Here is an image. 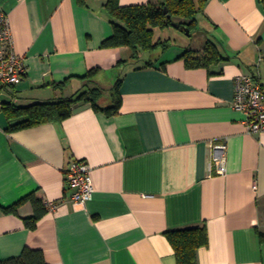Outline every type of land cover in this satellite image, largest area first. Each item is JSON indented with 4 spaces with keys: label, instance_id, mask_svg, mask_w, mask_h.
<instances>
[{
    "label": "crops",
    "instance_id": "crops-1",
    "mask_svg": "<svg viewBox=\"0 0 264 264\" xmlns=\"http://www.w3.org/2000/svg\"><path fill=\"white\" fill-rule=\"evenodd\" d=\"M106 3L0 0L27 66L0 92V205L31 193L55 203L35 229L25 221L35 215L31 201L17 213L0 207V257L30 247L50 264H177L164 232L205 223L209 244L198 249V264H264V132L249 133L232 106L240 72L264 78V8L258 0H207L184 49L133 57L126 46H103L114 32ZM209 40L228 59L187 67L185 49L203 52ZM103 76L112 89L122 79L117 114L82 100L62 122L10 129L25 118L13 117L11 106L76 97ZM222 141L227 163L219 174L212 145ZM78 159L90 165L95 189L85 203L73 200L66 180Z\"/></svg>",
    "mask_w": 264,
    "mask_h": 264
},
{
    "label": "trees",
    "instance_id": "trees-1",
    "mask_svg": "<svg viewBox=\"0 0 264 264\" xmlns=\"http://www.w3.org/2000/svg\"><path fill=\"white\" fill-rule=\"evenodd\" d=\"M207 0H164L159 4L130 5L122 6L119 0H107L106 8L112 18L114 26L113 34L103 42L106 47L126 46L132 51L133 57H139L141 50L151 51L163 44L162 39L154 42V28L164 29L174 26L178 22L183 32L188 30L190 37L195 30L200 29L198 15L203 12ZM264 8V0H258ZM168 12L165 13V9ZM170 15V17L168 16ZM177 19H182L177 21ZM164 44V48L167 47ZM189 68L209 67L214 62L228 59L224 57L215 42L209 40L203 52L190 48L185 49L181 54ZM95 70H91L81 78L93 76ZM119 79L114 85V103L103 108L98 103L101 89L96 87L89 92H83L76 97L60 98L54 101L38 102L29 106H11L10 114L13 117H25L15 123L10 129L28 128L44 123H59L70 117L73 113V106L82 100L91 102L95 111H102L109 116L117 114L120 109L121 100L119 98ZM9 108V107H8ZM27 201H31L35 215L26 219L29 228L35 229L38 221L49 210L46 202L36 197L34 193L22 197L15 204L0 207L3 211L17 213L18 207ZM167 239L174 248L177 264H198L197 251L201 247L209 244V233L205 223L181 228H174L164 232ZM264 241V233H261ZM0 264H50L45 258L41 249L26 247L18 257L2 259Z\"/></svg>",
    "mask_w": 264,
    "mask_h": 264
},
{
    "label": "built area",
    "instance_id": "built-area-1",
    "mask_svg": "<svg viewBox=\"0 0 264 264\" xmlns=\"http://www.w3.org/2000/svg\"><path fill=\"white\" fill-rule=\"evenodd\" d=\"M27 72L25 58L14 49L13 36L8 15L0 10V92L7 86L18 84ZM234 109L244 113L249 133L264 132V78L258 72H240L235 77V91L232 101ZM4 103L0 99V111ZM212 163L219 174H224L227 163V143H213ZM91 167L85 159L73 161L67 172L66 180L74 189L73 200L85 203L94 193V185L90 175ZM49 210L55 203L46 202Z\"/></svg>",
    "mask_w": 264,
    "mask_h": 264
},
{
    "label": "rangeland",
    "instance_id": "rangeland-1",
    "mask_svg": "<svg viewBox=\"0 0 264 264\" xmlns=\"http://www.w3.org/2000/svg\"><path fill=\"white\" fill-rule=\"evenodd\" d=\"M180 20L182 19H177V21ZM156 34H157L156 35L157 40L159 39L158 36H161L163 41V44H161L159 48L156 50L157 53L165 49L164 44L168 45L166 48L168 49V51L175 52L181 50L183 48L184 43L188 44L189 42H191V37L187 36L185 33L181 32L179 29L174 28L172 26L166 27L164 29L158 28ZM196 34L197 33H193V37H195ZM156 54H153V57H156L155 56ZM109 84H110L109 81L103 76V81L101 85L103 86L102 87L103 96L99 101V104L101 105L105 104L106 106H109L108 104L113 102V89L110 87ZM94 86L101 87L100 85H94Z\"/></svg>",
    "mask_w": 264,
    "mask_h": 264
},
{
    "label": "water",
    "instance_id": "water-1",
    "mask_svg": "<svg viewBox=\"0 0 264 264\" xmlns=\"http://www.w3.org/2000/svg\"><path fill=\"white\" fill-rule=\"evenodd\" d=\"M168 12V9L166 8L165 9V13H167ZM169 17H170V15H168ZM175 27H177V28H179L180 27V24L178 23V22H174V24H173ZM184 30V28H181V31H183ZM189 33V31L187 30L186 31V34H188ZM81 103H84V101H82Z\"/></svg>",
    "mask_w": 264,
    "mask_h": 264
}]
</instances>
